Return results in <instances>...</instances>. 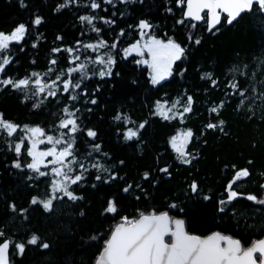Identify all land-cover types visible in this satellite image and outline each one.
I'll return each instance as SVG.
<instances>
[{
    "label": "trees",
    "instance_id": "1",
    "mask_svg": "<svg viewBox=\"0 0 264 264\" xmlns=\"http://www.w3.org/2000/svg\"><path fill=\"white\" fill-rule=\"evenodd\" d=\"M93 2L0 0V32L10 34L20 24L27 28L24 39L10 46L11 63L0 79L18 81L50 68L52 79L75 66L70 64L74 55L81 57L77 63L89 64L81 88L61 94V82L55 98L34 96L31 83L19 90L0 84V117L19 126L13 137L0 133V243L10 240V264H96L114 228L124 218L136 220L142 213L167 212L182 219L188 233L220 232L245 248L263 238L264 204L246 197L261 200L264 192V13L254 6L230 25L222 23L207 32L201 24L193 27L183 18L184 6H178V0H113L111 4L95 0L100 5L96 10L90 7ZM82 15L96 20L88 25L81 22ZM140 22L159 27L158 37L165 32L184 49L172 75L156 85L137 55L123 54L124 47L138 40ZM93 27L100 31H92ZM101 40L114 61L111 74L103 78L100 67L92 63L96 53L82 51L83 45ZM189 96L192 110L183 122L156 114L157 102L180 101L182 112ZM93 99L95 104L90 103ZM64 107L78 109L79 131L71 139L84 169L74 165L71 175L83 178L70 188L76 200L55 199L45 210L42 202L53 194L51 166H41L47 174L40 176L27 166L30 142L24 141L20 155L15 144L26 135L25 126L40 127L46 135L66 132L58 128L65 118ZM214 107L218 113L211 112ZM209 123L218 127L210 129ZM129 128L138 132L131 140L125 138ZM88 130L96 136L89 137ZM187 130L193 133L186 145L191 162L181 163L170 141ZM49 147L42 144L38 149ZM240 170L249 175L233 184L238 197L228 202L226 188ZM193 183L196 192L191 190ZM33 198L39 202L33 204ZM110 202L114 213L106 211ZM33 236L38 242L28 244ZM16 244H24L23 253Z\"/></svg>",
    "mask_w": 264,
    "mask_h": 264
},
{
    "label": "snow or ice",
    "instance_id": "2",
    "mask_svg": "<svg viewBox=\"0 0 264 264\" xmlns=\"http://www.w3.org/2000/svg\"><path fill=\"white\" fill-rule=\"evenodd\" d=\"M106 3L111 4L113 0H105ZM253 3H257L260 8H264V0H178V6L183 7L186 5L185 19H191L194 21H200L203 17L202 12L207 10L210 23L209 28H215L221 23V14L226 13V23L231 24L237 19L240 14L246 10H251ZM92 10H96L100 7L99 3L95 0L90 5ZM219 10V11H218ZM81 22H85L88 25H93L96 17L82 15L80 16ZM107 22V21H105ZM184 21L181 20L180 23ZM41 19L37 17L34 20L35 25H40ZM195 27V25H192ZM141 29V37L145 35L144 30L150 27L146 22H141L139 25ZM92 31L99 32L96 27L92 28ZM27 32V28L24 24H20L10 34L0 32V73H4L5 68L11 63L10 60V46L13 43H20ZM197 44L199 41H195ZM35 47V45H33ZM86 49H91L94 52L98 49L106 48L108 45L101 40L97 44H85ZM112 48L116 45L112 44ZM146 50L151 57L150 60L140 61L145 63L152 69V84H159L162 80L172 75L173 64L180 60L184 55V49L178 43L169 39L167 42H163L156 38H149L143 45L139 43L126 49V55L136 52L138 55H143ZM54 52L60 51L54 49ZM69 54L73 53L72 49H67ZM81 57L74 55V58L70 61V64L75 65L67 69L66 73L61 72L56 75L51 82H46L43 77L38 73H33L35 77L34 82H30L28 79H21L19 81H13L12 79H0V84L5 87L11 86L15 89H26L30 86L34 88V96H43L44 99L49 97L55 98L58 94L57 85L62 82L61 94H70V90H77L81 88V83L88 75V66L85 63H77ZM111 56L105 60L104 56H97L92 63L104 65L105 70L99 72V76L103 78L105 75H110V66L113 63ZM57 61L53 59L52 65H55ZM52 69H49L51 72ZM80 73L81 75L74 79V74ZM66 75V79L64 78ZM213 83H215L213 81ZM230 87L236 88L237 85L232 84ZM239 95L243 96L244 93L240 92ZM71 100H76L75 95H70ZM43 103V100H41ZM90 103L95 104L93 99ZM180 101H176L171 107L167 104L157 102L156 114L163 117L165 120L179 119L183 122L184 115L191 112L192 98H187V105L183 107L182 112H174L173 109L177 107ZM39 107V104L35 105ZM222 107V104L220 105ZM78 109H70L69 107L63 108L64 119H61L58 128L61 130L59 136L46 135L45 131L40 127L28 128L25 126L22 131L26 135L20 137L19 142L15 144V152L20 155L22 149H24V141L30 142V148L27 149V154L32 158V162L28 164V168L35 172H38L40 176H45L47 173L41 171V166L50 167L51 174L55 177L51 181L52 196L42 202L45 210H50L53 200L62 199L67 197L69 200H76L77 197L74 192L70 190L72 185L77 184L82 180V174L71 175L73 172V166L83 170L84 165L80 164L73 152L74 141L71 137H74L77 131H79V125L76 120V113ZM212 113H218V108L211 109ZM120 117H117L119 119ZM223 123L222 121L220 122ZM144 124H140L139 128L143 129ZM210 129L218 127L217 124L209 123L207 125ZM19 126L14 125L11 122L4 121L0 117V130L6 132L8 137H13ZM89 137H95L96 133L92 130L87 131ZM138 132L129 128L125 133V138L131 140L137 137ZM191 130L183 131L178 135L172 137L170 143L171 147L178 154L181 163H190L187 159L188 153L186 152V145L192 137ZM68 137V138H66ZM48 144L49 147L46 150H38L39 145ZM62 146V147H58ZM99 149V145H96ZM51 157L46 161V158ZM16 167H20L17 163ZM98 167V165H93ZM162 171L167 172L168 169L164 168ZM249 175L247 170H240L236 173V179L228 184L226 191L228 192V202L238 197V193L233 190V184L236 183L242 177ZM113 179L116 177L113 176ZM148 176L145 174L144 179ZM97 180L101 179L100 176L96 177ZM131 187V186H129ZM129 187L124 189L125 192L129 190ZM193 192L197 191V185L193 183L191 185ZM56 193H62V196L55 195ZM250 201H254L260 204H264V200H258L254 195H248L246 197ZM39 201L33 198L32 203L36 204ZM224 203V201H221ZM171 207L176 208L177 205L173 204ZM223 210V209H221ZM109 213L116 211L113 203H109L106 209ZM2 235V234H0ZM166 237L169 239L166 240ZM38 238L33 236L27 241L28 244H36ZM47 248V244L42 245ZM15 247L20 253L24 251V244H16ZM9 249V242L5 241L0 243V264H8L7 251ZM97 264H264V239L254 242L250 247H242L241 242L237 239H233L229 236L222 235L220 233H214L207 238H200L196 235H190L185 231L184 221L181 219H174L169 216L168 213L162 214H141L139 219L128 220L124 218V222L117 226L112 232L110 239L106 241L103 252L97 260Z\"/></svg>",
    "mask_w": 264,
    "mask_h": 264
},
{
    "label": "rangeland",
    "instance_id": "3",
    "mask_svg": "<svg viewBox=\"0 0 264 264\" xmlns=\"http://www.w3.org/2000/svg\"><path fill=\"white\" fill-rule=\"evenodd\" d=\"M121 1H126V0H121ZM141 23V22H140ZM140 23H139V25H140ZM139 25L137 26V32H138V35H139V37H138V40L136 41V42H134L133 44H131V45H129V46H126V47H124V49H123V54L125 55V56H129V55H137L138 56V60H139V62L140 61H143V60H150L151 59V57L149 56V54H148V52L146 51V50H144V54L141 56V55H138L136 52H133V53H131V54H127L126 55V49H128V48H130V47H132L133 45H135V44H137V43H139L140 45H143L149 38H155V36L154 35H150V31H151V28L149 27L148 29H146V30H144V32H145V35L143 36V37H141V29H140V27H139ZM162 41V40H161ZM163 42H167V41H163ZM97 43H99V42H93V43H88V44H97ZM82 51H85V52H89V53H96V56H95V58L97 57V56H104V58H105V60H107V58L109 57V56H111V55H109L110 53L108 52V51H105V48H102V49H98L97 51H93V50H91V49H86V48H84V47H82ZM78 51H80V49H78ZM73 53H75V52H73ZM94 58V59H95ZM112 58V57H111ZM113 59V58H112ZM85 64H86V62H84ZM141 63V62H140ZM95 64V63H94ZM143 64H145V63H143ZM87 66L89 65V64H86ZM96 65H98V67H100V71L101 70H105V68H104V65H99V64H95V66ZM145 65H147V64H145ZM148 66V65H147ZM149 72H150V76L152 77V69L151 68H149ZM41 77H43L44 78V80L46 81V82H51V80L52 79H54L55 77H53L52 79H49V78H51L52 76H53V74H51L49 71H47V72H44V73H38ZM28 80H30V82L31 81H34V79H35V77H33V75H31L30 77H28L27 78ZM19 81V80H18ZM163 81V80H162ZM161 81V82H162ZM174 103H176V101L175 102H173V103H168L167 104V106L168 107H171ZM173 111L174 112H181V106H180V103L177 105V107L175 108V109H173ZM30 128H32V127H30ZM1 132H4V131H2V130H0V133ZM6 133V132H5ZM41 145H39V147H40ZM38 147V148H39ZM38 150H41V149H38ZM30 157V156H29ZM30 161L32 162V158L30 157ZM30 162V163H31ZM55 178V177H54ZM52 186V185H51ZM261 200H264V192H263V196H262V198H261Z\"/></svg>",
    "mask_w": 264,
    "mask_h": 264
},
{
    "label": "water",
    "instance_id": "4",
    "mask_svg": "<svg viewBox=\"0 0 264 264\" xmlns=\"http://www.w3.org/2000/svg\"><path fill=\"white\" fill-rule=\"evenodd\" d=\"M254 5H256L260 10H261V12L262 13H264V8H260L259 6H258V4L257 3H253V5H252V7H251V10H246V11H244V12H242L241 14H240V16L242 15V14H244V13H250L251 11H252V9H253V6ZM219 11V10H218ZM185 12H186V5L184 6V11H183V18L185 19ZM204 13H206V16H207V32H210V31H212V30H214V29H216L220 24H218L215 28H212V29H210L209 28V23H210V19H209V15H208V13H207V10H205L204 12H202L201 13V15H202V17H203V14ZM223 15H225L226 16V18H227V14L226 13H222L221 14V18H222V16ZM240 16H238L237 17V19L240 17ZM236 19V20H237ZM185 20H191V19H185ZM203 20V18L200 20V21H195V22H201ZM236 20H234V21H236ZM194 21V20H193ZM233 21V22H234ZM226 25H230V24H228V23H226ZM167 213V212H166ZM160 214H162V213H160ZM139 219V218H138ZM174 219H179V218H174ZM182 220V219H181ZM120 224H122V223H120ZM120 224H118L117 226H119ZM116 226V227H117ZM115 227V228H116ZM115 228H114V230H115ZM184 228H185V224H184ZM113 230V231H114ZM185 231L187 232V230H186V228H185ZM188 233V232H187ZM214 233H220V232H213V233H211V234H209V235H212V234H214ZM188 234H190V235H195V234H191V233H188ZM220 234H222V233H220ZM209 235H207V236H199V235H196V236H198V237H200V238H207ZM223 235V234H222ZM225 236H228V235H225ZM110 237H111V235H110ZM110 237H109V239H110ZM229 237H231V236H229ZM167 238L168 237H166V240H167ZM231 238H233V237H231ZM233 239H235V238H233ZM262 239H264V237L263 238H261V239H259V240H262ZM238 240V239H237ZM259 240H256V241H259ZM5 241H7V242H9V249H10V240H5ZM5 241H3V242H5ZM256 241H254V242H256ZM253 242V243H254ZM252 243V244H253ZM242 245V244H241ZM251 246V245H250ZM249 246V247H250ZM243 247V246H242ZM9 249H8V251H7V261H8V264H10V253H9ZM104 249V248H103ZM103 252V250L101 251V253ZM101 253H100V255H101ZM99 255V256H100ZM98 259H99V257H98ZM97 259V260H98ZM97 260H96V264H97Z\"/></svg>",
    "mask_w": 264,
    "mask_h": 264
},
{
    "label": "flooded vegetation",
    "instance_id": "5",
    "mask_svg": "<svg viewBox=\"0 0 264 264\" xmlns=\"http://www.w3.org/2000/svg\"><path fill=\"white\" fill-rule=\"evenodd\" d=\"M254 6H256V5H254ZM253 6V7H254ZM257 7V6H256ZM226 16L225 15H223L222 16V18H221V23H220V25L222 24V23H226L225 21H226ZM187 21H189V23L191 24V25H195V26H197V24H201L202 26H204V28L207 30V16H206V13H204L203 14V20L201 21V22H195V21H193V20H187ZM219 25V26H220ZM151 28V27H150ZM158 31H160L159 30V27H157V28H151V31H150V35H156L155 36V38L156 39H159V40H162V41H168L169 40V38L168 37H166V36H164V34H165V32H163V36H159L158 37V35H160L159 33H158ZM136 42V41H135Z\"/></svg>",
    "mask_w": 264,
    "mask_h": 264
}]
</instances>
